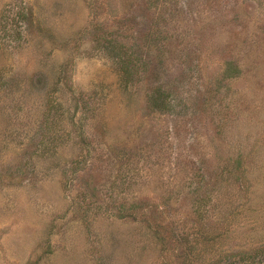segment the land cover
Listing matches in <instances>:
<instances>
[{
  "label": "rangeland",
  "instance_id": "rangeland-1",
  "mask_svg": "<svg viewBox=\"0 0 264 264\" xmlns=\"http://www.w3.org/2000/svg\"><path fill=\"white\" fill-rule=\"evenodd\" d=\"M0 264H264V0H0Z\"/></svg>",
  "mask_w": 264,
  "mask_h": 264
},
{
  "label": "trees",
  "instance_id": "trees-1",
  "mask_svg": "<svg viewBox=\"0 0 264 264\" xmlns=\"http://www.w3.org/2000/svg\"><path fill=\"white\" fill-rule=\"evenodd\" d=\"M123 69H133L132 59H130L128 56L126 57L125 64L123 65ZM151 99L153 102V108H155L159 111H164V110L168 109L169 105L167 103V96H164V92H162L161 90H158L157 92H155L153 94V96L151 97ZM195 226H197V225H195ZM198 229H199V227H198ZM225 231H220L219 233H212L210 235H205L202 232L201 233L195 232V235L193 238V243H195V245H196L197 242H199L201 244L202 243L207 244V242H209V241L220 242L226 236V234H224ZM180 240L183 241V245L185 246L186 249H189L192 251V249L188 248V246H190L192 244H190V242H188L187 237H182V238L180 237ZM191 248H193V246H191ZM193 250H194V248H193ZM195 258L196 257L193 253V259L195 260Z\"/></svg>",
  "mask_w": 264,
  "mask_h": 264
}]
</instances>
